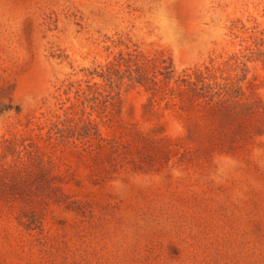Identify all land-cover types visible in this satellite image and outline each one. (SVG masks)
Wrapping results in <instances>:
<instances>
[{"label":"rangeland","instance_id":"374dc122","mask_svg":"<svg viewBox=\"0 0 264 264\" xmlns=\"http://www.w3.org/2000/svg\"><path fill=\"white\" fill-rule=\"evenodd\" d=\"M0 264H264V0H0Z\"/></svg>","mask_w":264,"mask_h":264}]
</instances>
